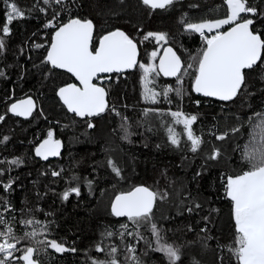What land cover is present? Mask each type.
I'll return each instance as SVG.
<instances>
[{"label": "trees", "instance_id": "trees-1", "mask_svg": "<svg viewBox=\"0 0 264 264\" xmlns=\"http://www.w3.org/2000/svg\"><path fill=\"white\" fill-rule=\"evenodd\" d=\"M8 3L24 12L23 18L8 25L9 35L0 31L4 40L0 50V116L4 117L0 121V232L7 235L11 228L15 239L10 242L19 249L8 264H24L18 258L27 247L36 249L38 264L108 263L113 257L121 264H169L166 255L156 250L163 244L179 250L176 264H238L230 251L235 247L236 231L225 180L251 166L244 152L246 146L259 143L258 133L264 127V71L260 67L245 70V84L233 100L198 96L193 85L207 45L204 37L186 29L189 23L226 18V0H173L162 9H152L142 0ZM248 4L264 10V0H248ZM6 11L5 0H0V29L7 22ZM71 18L93 21V50L102 36L116 30L137 44L139 61L134 70L105 78L100 84L108 95V109L95 118L81 119L68 112L58 91L74 80L43 62L55 31L45 25L54 19L67 23ZM253 28L264 36V16L256 18ZM149 32L165 34L166 40L145 39ZM166 46L181 58L182 73L179 80L151 74L150 88L159 93L153 104L144 99L139 64L157 65ZM153 51L157 52L154 61ZM169 87L173 91L165 97ZM26 97H33L38 109L28 119L12 116L10 106ZM146 109L155 111L145 115ZM177 111L197 117L192 128L202 144L195 153L183 124L173 129L181 141L174 146L168 137L171 126L166 128L149 117L172 118L171 113ZM49 131L52 138L64 142L65 152L59 159L43 163L35 158L34 149L48 138ZM221 135L224 140L217 139ZM214 150L220 151V157L208 159ZM13 160L19 162L12 164ZM108 160L121 169L120 177L112 172ZM54 171L60 175L53 176ZM139 185L158 193L148 221L115 218L113 200L110 210H103L106 196L111 194L114 199ZM72 188H79L80 194ZM27 220L40 223H23ZM152 225L160 234L159 243ZM33 231L35 237L26 235ZM45 240H55L68 251L56 252L42 243ZM113 247L115 254H111Z\"/></svg>", "mask_w": 264, "mask_h": 264}, {"label": "snow or ice", "instance_id": "snow-or-ice-1", "mask_svg": "<svg viewBox=\"0 0 264 264\" xmlns=\"http://www.w3.org/2000/svg\"><path fill=\"white\" fill-rule=\"evenodd\" d=\"M49 0H44L48 3ZM143 4L152 9L165 8L173 3V0H142ZM60 4L61 0H55ZM6 11V24L0 29L4 36L10 34V25L13 20L23 18L24 12L15 3H8ZM227 15L224 19L215 21H205L199 24H187L186 29L198 32L204 37L207 47L203 50L194 80V91L203 94L205 97H216L221 101H230L238 95L245 84V70L254 71L260 67L264 71V36L254 30L253 25L256 18L264 16V10L250 6L248 0H226ZM45 11V9H40ZM224 25H230L227 31H219ZM45 27H55L52 35L50 47L47 50L44 63L51 66V69H65L71 73L82 87L76 84H69L60 87L58 95L67 106L68 111L80 117H93L106 111V91L93 83V80L100 73H120L137 66V44L125 32L116 30L102 36L99 46L93 51L90 49L94 25L90 19L71 18L67 23L53 25L49 22ZM212 32L216 29V34L209 37L204 36V30ZM154 37L156 41L166 40L165 34L149 32L144 38ZM43 47V45H37ZM4 48V40L0 38V50ZM157 52L151 53L154 61ZM143 70L142 80L145 84L144 99L153 104L157 103L156 93L147 87L149 76L152 73H163L165 76H176L179 80L181 63L179 57L171 48L165 50L159 65L139 64ZM191 67V65H189ZM2 75V73H0ZM172 88L164 90L163 95L167 97ZM177 94L180 93L176 89ZM34 103L29 98L19 103H13L9 109L17 116H29L33 111ZM153 109H146L145 115ZM177 124H183L190 141V150L195 153L201 146L202 140L193 132L192 125L197 120L196 116H186L182 112H172ZM4 119L0 116V121ZM93 127L91 123L88 125ZM234 132L239 129H233ZM126 132V130H125ZM259 143L249 147L246 146L244 158L250 163V168L241 175L227 176L225 180V194L232 202V211L235 220L236 236L235 247L230 248L236 257L238 264H264V127L258 133ZM53 133L48 132L45 139L36 149L35 153L42 159L47 160L49 156L60 154V141L53 140ZM168 137L172 145L180 146L181 141L178 134L172 129H168ZM7 139V137H5ZM217 139L224 140L221 135ZM219 150H214L208 159L216 160L220 157ZM18 160L11 161L12 164ZM108 165L112 172L121 176V169L112 160H108ZM53 176H59V172H52ZM199 175V173H197ZM10 187V185H9ZM77 196L80 194L79 188H72ZM68 192L63 194L65 200L68 199ZM158 193L151 191L147 187H136L132 191L117 195L111 204V213L117 217H127L129 221L138 223L140 220L148 221L151 218L153 206L156 203ZM163 198V196H161ZM199 207V205H196ZM191 211L192 209H188ZM23 223L32 225L39 221L27 220ZM127 227V225H122ZM154 234L159 243L160 234L155 225H152ZM11 228L8 234L0 232L3 242L0 243V264H8L14 251H19L16 243L10 242L15 238L11 236ZM27 236L35 237L36 232L26 233ZM112 235V233H108ZM18 242V241H17ZM46 247L55 249L56 252L68 251L62 244L55 240L42 241ZM103 251L102 248L97 249ZM157 251L163 252L168 258L169 264H176L180 259L179 250L171 245H160ZM36 249L27 247L18 258L24 264H38L34 259ZM75 251V249H71ZM117 249L113 247L111 254H115ZM134 251V249H129ZM135 259V258H134ZM93 264H105L104 261H93ZM108 264H118L113 257ZM139 264V262H138Z\"/></svg>", "mask_w": 264, "mask_h": 264}, {"label": "water", "instance_id": "water-1", "mask_svg": "<svg viewBox=\"0 0 264 264\" xmlns=\"http://www.w3.org/2000/svg\"><path fill=\"white\" fill-rule=\"evenodd\" d=\"M93 22V21H92ZM93 25H94V29H93V36H92V41H91V43H90V49L91 50H93V44H94V37H95V24L93 23ZM98 46H99V43H98ZM97 46V47H98ZM50 47V46H49ZM167 48H171L172 49V51L176 54V56L177 57H179V55L176 53V51L171 47V46H166V47H164L163 48V50H162V52H161V54H160V56H159V59H158V61H157V66L159 65V62H160V59H161V57H163L164 56V54H165V50L167 49ZM94 51V50H93ZM137 51H138V49H137ZM262 56H263V53H262ZM138 57H139V54L137 55V62L139 61L138 60ZM179 59H180V63H181V71H180V73L178 74L179 76L181 75V73H182V60H181V58L179 57ZM138 64V63H137ZM51 67V66H50ZM53 70H56V71H59V72H63V73H66V74H68L73 80H74V83H72V84H76L78 87H82L81 85H80V83H79V81L71 74V73H69V72H67L65 69H53ZM132 70H134V68H132V69H127V70H124L123 72H120V73H116V72H113V73H100V74H98V77L96 78V79H94L93 80V83L94 84H96L97 86H99V87H102L100 84H98V81L100 80V79H104V78H108V77H111V76H113V75H124V74H126V73H128V72H130V71H132ZM163 78H165V79H167V80H175V79H177V77L176 76H165L162 72L161 73H159ZM198 96H200V97H203V98H206V99H209V100H214V101H221V100H219L218 98H216V97H205V96H203V94H201V93H197V92H195ZM107 94V93H106ZM58 97H59V95H58ZM31 99L32 101H33V103H34V107H33V111H32V113H31V115H29V116H17V115H15V114H13L11 111H9V113L12 115V116H14V117H16V118H21V119H28V118H30L33 114H34V112L38 109V103H37V101L33 98V97H26V98H24V99H21V100H18V101H16V102H14V103H19L20 101H22V100H27V99ZM60 98V97H59ZM235 98V97H234ZM233 98V99H234ZM232 99V100H233ZM61 100V99H60ZM61 102H62V104H63V101L61 100ZM106 102H107V105H108V95H106ZM64 105V104H63ZM65 107H66V109H67V106L66 105H64ZM11 107V106H10ZM10 109V108H9ZM108 109V108H107ZM107 109H106V111H107ZM68 110V109H67ZM105 111V112H106ZM69 113H71L72 115H75L74 113H72V112H70V111H68ZM104 113V112H103ZM103 113H101V114H103ZM101 114H99V115H101ZM99 115H97V116H99ZM75 116H77V115H75ZM97 116H93V117H80V116H77L78 118H81V119H86V118H95V117H97ZM47 139V138H46ZM45 140V139H44ZM44 140H42L38 145H37V147L44 141ZM53 140H58V139H54L53 138ZM58 141H60V154L58 155V156H49L48 157V159L47 160H45V159H42L41 157H39V156H37L36 155V153H35V149L37 148H35L34 149V155H35V158L37 159V160H39V161H41V162H43V163H48V162H50V161H54V160H57V159H59L63 154H64V152H65V144H64V142L63 141H61V140H58ZM141 186H143V187H146V186H144V185H139V186H137V187H141ZM136 188V187H135ZM148 188V187H147ZM134 189V188H133ZM132 189V190H133ZM150 189V188H149ZM131 190V191H132ZM151 190V189H150ZM152 191V190H151ZM121 194V193H120ZM119 195V194H118ZM115 199V198H114ZM114 201V200H113ZM156 202H157V200H156ZM155 206H156V203L154 204V206H153V210L155 209ZM153 210H152V212H153ZM112 214V213H111ZM113 215V214H112ZM114 216V215H113ZM115 218H119V219H124V218H126V219H128L127 217H117V216H114Z\"/></svg>", "mask_w": 264, "mask_h": 264}, {"label": "rangeland", "instance_id": "rangeland-1", "mask_svg": "<svg viewBox=\"0 0 264 264\" xmlns=\"http://www.w3.org/2000/svg\"><path fill=\"white\" fill-rule=\"evenodd\" d=\"M226 26H229V25H224L222 28L219 29V31H222V29H224V27H226ZM216 31H217L216 29H213L212 32H209L207 29H205V30H204V36L210 38L211 36H213V35L216 34ZM197 33H198V32H197ZM198 34H200V33H198ZM200 35H201V34H200ZM150 38L154 39V37H150ZM150 76H151V75H150ZM150 76H149V82H148V84H147V87H148L149 89H151V88H150V83L152 82ZM181 82H182V81H178L177 83H180V84H181ZM149 117H150V120H151L152 122L164 123V125L166 126V128H168V126L170 125L171 128L174 129V128H176V127L182 125V123H181V124H177V123L175 122V118H174V117H172V118H170V117H162V116H159V115H157V114L150 115ZM161 120H162V121H161ZM133 137H135V134H133ZM112 196H113V195L110 194V195L106 196V198L104 199V205L102 206L103 210H105V211L110 210V209H109L110 204H111L112 200H114ZM115 259H116V258H115ZM116 260H117V259H116ZM91 262H92V261H91ZM117 262H118V264H121V263H119L118 260H117ZM105 264H108V263H105Z\"/></svg>", "mask_w": 264, "mask_h": 264}, {"label": "built area", "instance_id": "built-area-1", "mask_svg": "<svg viewBox=\"0 0 264 264\" xmlns=\"http://www.w3.org/2000/svg\"><path fill=\"white\" fill-rule=\"evenodd\" d=\"M65 0H61V2H64ZM53 25H58V24H61V23H57V21L54 19L52 21H50ZM51 28H55V27H51Z\"/></svg>", "mask_w": 264, "mask_h": 264}, {"label": "flooded vegetation", "instance_id": "flooded-vegetation-1", "mask_svg": "<svg viewBox=\"0 0 264 264\" xmlns=\"http://www.w3.org/2000/svg\"><path fill=\"white\" fill-rule=\"evenodd\" d=\"M104 79H105V78H104ZM104 79H100V80L98 81V84H101L102 81H103Z\"/></svg>", "mask_w": 264, "mask_h": 264}]
</instances>
